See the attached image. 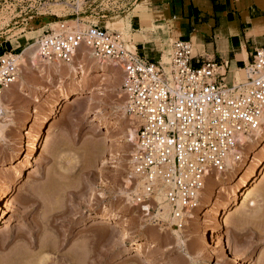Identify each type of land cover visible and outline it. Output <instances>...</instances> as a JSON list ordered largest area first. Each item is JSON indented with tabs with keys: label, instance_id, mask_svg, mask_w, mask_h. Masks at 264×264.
<instances>
[{
	"label": "rangeland",
	"instance_id": "obj_1",
	"mask_svg": "<svg viewBox=\"0 0 264 264\" xmlns=\"http://www.w3.org/2000/svg\"><path fill=\"white\" fill-rule=\"evenodd\" d=\"M153 3L154 0H0V55H15L21 74L18 79H24L10 86L7 96L4 93L6 97L0 86V191L7 184L15 188L0 201V264H41L45 259L46 264H56L58 259H64L66 264H142L132 257L141 245L147 264H239L232 255L235 253L241 255L240 264H264V178L252 197L255 211L248 205L244 207L241 199L226 216H220L225 230L216 231L218 223L212 213H205L214 190V208L231 201V191L240 184L230 179L248 161L249 152L239 166L232 165L226 173L215 175L226 179L224 191L219 192L218 183L211 178L198 215L192 217L184 231L149 226L128 204L135 191L128 160L136 126L125 114L120 71L90 55L77 57L73 62L77 68L98 70L102 65L112 70L108 76L90 79L78 88L66 79L71 72L67 64L50 61L60 66L58 71L47 69L43 73L38 63L26 59L27 67H21V59L17 58L22 49L36 45L45 31H58L61 25L67 31L91 25L104 27L107 20L129 23L128 30L115 32L129 50L135 51L131 18L144 38L148 32L169 34V24L158 21L163 19L162 12ZM140 12L143 19L147 16L142 22L135 19ZM171 42V38L162 43L157 40V45L168 55ZM63 93L68 94V102L76 94L84 99L67 104ZM55 101L58 105L53 108ZM35 109L38 114L34 115ZM45 117L47 122H43ZM32 132L33 136L38 134L39 142L34 155L26 160ZM261 134L260 139L264 138V126ZM254 153L261 162L264 160L262 153ZM263 166L264 162L253 172L259 174ZM249 179L250 176L246 180ZM157 214L166 218L164 212ZM100 217L114 226L99 224ZM120 229L129 233L135 245L121 239L117 232ZM217 237L222 250L214 248Z\"/></svg>",
	"mask_w": 264,
	"mask_h": 264
},
{
	"label": "built area",
	"instance_id": "obj_2",
	"mask_svg": "<svg viewBox=\"0 0 264 264\" xmlns=\"http://www.w3.org/2000/svg\"><path fill=\"white\" fill-rule=\"evenodd\" d=\"M37 45L43 60L70 64L86 54L120 71L125 114L136 126L128 165L131 186L139 187L128 204L149 226L184 231L198 215L211 178L243 161L250 142L241 138L258 139L264 121V47L254 50L237 81L227 82L225 63L193 65L186 40L172 41L168 56L156 61L97 25L70 32L61 25L45 31ZM17 76L15 57L0 55V86L13 84Z\"/></svg>",
	"mask_w": 264,
	"mask_h": 264
},
{
	"label": "crops",
	"instance_id": "obj_3",
	"mask_svg": "<svg viewBox=\"0 0 264 264\" xmlns=\"http://www.w3.org/2000/svg\"><path fill=\"white\" fill-rule=\"evenodd\" d=\"M153 4L162 12L158 21L165 26L173 21V26L169 34L148 32L144 38L131 18L132 41L148 61L167 53L157 40H186L192 45L195 67L204 61L225 63V81L233 82L254 50L264 47V0H154Z\"/></svg>",
	"mask_w": 264,
	"mask_h": 264
},
{
	"label": "bare ground",
	"instance_id": "obj_4",
	"mask_svg": "<svg viewBox=\"0 0 264 264\" xmlns=\"http://www.w3.org/2000/svg\"><path fill=\"white\" fill-rule=\"evenodd\" d=\"M148 0H143L144 3H147ZM143 13L140 12V14H136L135 16V19L139 22H142V20H145L147 19V16L142 17ZM148 20L151 21V19L148 18ZM158 23V22H157ZM162 23V22H161ZM129 26V23L126 22H122L120 20H117V21H112V20H107L106 23H105V28L110 31V32H115V31H121L123 32V30L125 29L128 30L127 28ZM172 26L170 25V21H169V28H171ZM70 32V31H68ZM125 33V32H124ZM128 34V32H127ZM144 36V35H143ZM12 54V53H10ZM13 55V54H12ZM19 59H21V67H27V62H26V59H28L31 63H38L37 65H39L41 68V71L43 73H45V71L47 69H53L55 72L58 71V68L60 66L59 63H57L58 65H52V63H50V61L48 60H43L40 56H39V50H38V45L36 43V45H31V46H28L27 48H24L22 49V51L20 53L17 54ZM15 57V55H13ZM26 56V57H24ZM41 59V61L38 59L39 57ZM168 55L167 53H165V55L163 56V58H166ZM25 58V59H24ZM92 58V57H91ZM16 59V57H15ZM42 62L41 64H39L40 62ZM16 62H17V59H16ZM53 62V61H51ZM76 63V62H75ZM56 64V63H55ZM74 63H70V64H67V66H69V69L71 70L70 72V76H67L66 79L67 80H72L73 81V85H75L76 87L78 88H82L83 85H87L88 81H91L90 79H95V78H101L102 76L105 77V76H108L110 73H111V69L110 68H107V67H101V66H98V70H94L93 68H89L87 70H84L82 69V67H75ZM19 66V65H18ZM18 75L20 76V69L18 68ZM22 73V72H21ZM95 73V75H93ZM23 76V75H22ZM21 77V76H20ZM18 76L15 80V82L11 85H8L7 87H3L2 86V93L3 95L5 96L4 93H6L7 91L11 90L12 88H10V86H15L16 83H20V80L19 79H22V78H19L18 80ZM24 80V79H22ZM21 80V81H22ZM17 86V84H16ZM22 86V85H21ZM84 87V86H83ZM4 91V92H3ZM1 92V91H0ZM46 92V90H45ZM8 93V92H7ZM7 93H6V96H7ZM1 95V93H0ZM2 95V96H3ZM5 96V97H6ZM76 97H73L71 99H74L73 101L71 100V102H68L70 100L69 96L67 93H63L62 94V99L66 101L67 104H70V103H73V102H78L79 100L81 101V99L83 100L84 98L82 97L81 94H76L74 95ZM1 97V96H0ZM3 98H1L2 100ZM1 103V102H0ZM2 104V103H1ZM52 104V103H51ZM58 105V102L55 101L54 104H53V108L57 107ZM3 108V107H2ZM35 113H37L36 109L34 110V115ZM3 112H2V109L0 108V115H2ZM33 114V113H32ZM38 114V113H37ZM50 114H53V110L51 109V112ZM33 116V115H32ZM101 117V116H98V118ZM32 118V117H31ZM35 119V117H33ZM132 118V117H131ZM104 121L106 120L105 118H103ZM53 120V119H52ZM35 121V120H33ZM48 121V117H45L43 119V122H47ZM100 121V120H98ZM103 121V120H102ZM31 122V121H30ZM101 122V121H100ZM6 123V122H5ZM39 126V125H38ZM263 126H264V121H263ZM1 127V126H0ZM29 127V125H28ZM26 131V130H25ZM108 131V130H107ZM33 132H36V131H33ZM33 132L31 134V136H33ZM105 134L107 133H104V136ZM110 134V133H109ZM263 134H261V129L259 130V132L256 134V136L258 137V139L256 140H253L252 138L250 137H242L241 138V141H247V142H250V145H249V150H248V161L243 164L240 168L237 169V172L234 173L233 177L230 179V181H233V180H237L236 183L240 184L238 187H236L235 189H233L231 191V194L230 196L232 197L231 201L229 202H225V203H222L221 205L217 206V207H213L214 206V201H216L217 198L216 197V194H217V191L214 190V195L213 196H210L208 198V204L205 206V213H212V217H213V220H215L214 222H216V224L218 223L217 227H216V231L219 230V229H223L225 227V224L222 220H220V216H226L232 209L234 206H237L239 204V201L242 199V202L241 204L245 207L248 205V207H250V210H253L255 211L256 209V205H255V201H253L252 197H253V194L257 191V189L259 188V185L261 184V180L264 178V166L263 168L261 169V171L259 172V174L253 172V168L255 166H261L264 162V160L261 162L256 156L255 154L257 153H254L255 150L262 153L263 157H264V138L260 139L262 137ZM30 136V137H31ZM108 136V135H107ZM38 138V134L34 133V136L31 137V139L29 140L28 142V150H27V153H25V156L24 158L27 160L29 159L30 156H33L34 155V151L35 149L37 148V144L39 142V140L37 139ZM27 140V141H28ZM43 142V141H42ZM42 146V144H41ZM260 147V149H259ZM258 149V150H257ZM244 155H245V152H244ZM252 156V157H251ZM247 157V156H246ZM36 158V157H35ZM25 160V161H26ZM250 160V161H249ZM21 161V160H20ZM17 168V167H16ZM232 168V165L231 167ZM29 173H32L31 171ZM250 176V179L248 181H251V183H247L248 181L246 180L247 177ZM18 177H19V174H18ZM26 177H28V179L31 177L30 174H28ZM260 178V179H259ZM214 180L215 182L218 183L217 187L218 188V191L221 192V191H224L225 190V185L227 184V182L225 181L226 179H222L221 178V175H217V177L215 176L214 177ZM228 180V179H227ZM12 182V181H11ZM10 183V182H9ZM5 188L1 191H0V201L4 200L6 197H8V195L15 189L13 187L12 184H7L6 186H4ZM139 187V183L136 185L135 187V191L137 190V188ZM215 188V189H216ZM17 189V187H16ZM205 192V191H204ZM230 193V192H229ZM204 196V195H203ZM240 198V199H238ZM203 200V199H202ZM202 203V202H201ZM3 207V206H2ZM4 208V207H3ZM214 208V209H213ZM213 210V211H212ZM2 217H3V211H2V208H1V205H0V222L2 221ZM224 218V217H223ZM114 221V220H113ZM3 222V221H2ZM98 224V222H96ZM107 224L108 225H112L113 222H110L109 220H107L105 217H100V220H99V224ZM116 223V222H114ZM100 226H103L105 228L104 225H100ZM114 226V224H113ZM113 226L111 228H113ZM108 229V228H107ZM110 229V227H109ZM114 229V228H113ZM225 230V228H224ZM119 234H120V237L122 240H129L131 241V244L132 245H135V242L133 239H131V237L129 236V233L123 229H120V231H117ZM206 232V231H205ZM103 233V232H102ZM117 233V235L119 236V234ZM220 233V232H219ZM223 233V232H222ZM234 233V231H233ZM205 234V233H204ZM218 234V233H217ZM235 235V234H234ZM217 239H219L217 237ZM215 240V244H214V248H218L219 247V244L221 245V242L220 239L219 240ZM213 241V240H212ZM139 242V241H138ZM212 242V243H214ZM145 243V242H144ZM222 246V245H221ZM221 246L219 247V250H222L221 249ZM43 248V247H41ZM233 248V247H232ZM44 249V248H43ZM229 249V247H228ZM215 250V249H214ZM230 250V249H229ZM235 250V248H234ZM238 250V249H237ZM230 252V251H228ZM227 252V253H228ZM234 252V251H233ZM236 252V251H235ZM234 252V253H235ZM239 253V252H238ZM143 248H142V245L140 247H138L137 249L134 250V255L132 256L133 258H135V260H140L141 262H143L144 264H147V262H145L144 260V256H143ZM233 257H235V260L240 262L242 261V258H241V255H237L236 253L235 254H232ZM243 257V256H242ZM66 258V257H65ZM70 258V257H69ZM137 258V259H136ZM209 259V258H208ZM244 259V258H243ZM46 260V259H45ZM45 260H44V263L41 261V264H46L45 263ZM49 259H47L48 261ZM55 260V259H54ZM137 260V261H138ZM235 260H233L235 262ZM94 261V260H93ZM138 261V263L140 262ZM51 262V261H50ZM237 262V263H238ZM78 263V262H77ZM142 263V264H143ZM239 263V264H240ZM55 264V262H54ZM56 264H66V261L64 259H58L56 261ZM72 264V263H71ZM74 264V263H73ZM95 264V263H94ZM137 264V263H136ZM140 264V263H139ZM203 264H208L207 262H204Z\"/></svg>",
	"mask_w": 264,
	"mask_h": 264
}]
</instances>
